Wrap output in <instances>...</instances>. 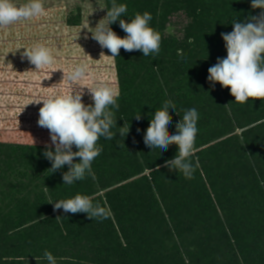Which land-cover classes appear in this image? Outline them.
<instances>
[{"label":"trees","instance_id":"trees-1","mask_svg":"<svg viewBox=\"0 0 264 264\" xmlns=\"http://www.w3.org/2000/svg\"><path fill=\"white\" fill-rule=\"evenodd\" d=\"M116 2L127 5L126 22L151 13L160 52L145 57L121 48L115 57L117 133L97 141L103 150L92 163L94 179L64 185L68 166L51 172L44 145L0 141V264H48L45 250L57 264H264V100L236 103L230 88L207 79L227 56L221 33L264 10L253 9L252 0ZM175 15L186 21L170 32ZM110 27L126 36L119 20ZM165 101L176 106L169 109L170 133L185 110L198 111L192 179L164 166L177 145L160 151L144 143ZM39 109L21 108L22 120L31 123ZM124 125L130 131L123 137ZM77 194L106 207L109 217L54 211L56 201Z\"/></svg>","mask_w":264,"mask_h":264},{"label":"clouds","instance_id":"clouds-1","mask_svg":"<svg viewBox=\"0 0 264 264\" xmlns=\"http://www.w3.org/2000/svg\"><path fill=\"white\" fill-rule=\"evenodd\" d=\"M251 7L264 10V0H252ZM105 8L106 16L94 28L88 26V31L101 48L110 51L111 56L108 57H118L121 48L127 52L141 51L145 57L159 54L162 38L160 32L150 26L151 13H136L130 22H126L121 17L127 13V5L111 0L110 7H100ZM44 13L43 0H26L25 3L19 4L14 0H0V28L30 20ZM117 20L120 28L126 33L124 38L119 37L110 27ZM232 23L233 31L221 33L227 56L218 58L217 63L208 69L207 79L213 84L218 82L222 87L230 88V94L236 103H247L250 98L264 100V11L258 16H251L244 23L235 20ZM24 49L22 55L35 65L36 70L47 69L54 63L55 57L45 45L36 44ZM101 56L106 55L101 52ZM59 70L64 73L62 80H67L71 85L87 80L90 75L89 66L83 62L67 71ZM84 88H76L66 93L54 90L46 98L34 101L43 104L39 109L37 123L50 133L51 145H46L43 153L45 158L52 162L49 170L55 172L65 165L68 166V171L62 176L64 185L81 181L86 175L94 179L92 163L103 150L102 146H97V141L101 137L112 140L117 133L112 129L117 127L113 109L119 110V89L104 81L93 82L92 86L86 87L93 104L86 106L83 102ZM169 109H176V106L171 101H165L162 107L155 111L146 129L144 143L151 149L158 148L160 151H166L172 144L177 145L176 156L165 161L164 166L170 171L182 173L186 179H192L195 168L191 156L198 132L199 114L195 108L185 110L182 120L176 124L175 133H170L168 126L172 117ZM136 119H141L140 115H137ZM129 131V126L124 125L118 132L124 137ZM73 146L77 151H73ZM75 158H79V162L74 163ZM45 189L48 190L47 187ZM59 209H63L65 213H86L91 220L102 221L110 215V211L99 202L94 203L91 197L80 194L56 201L54 211ZM43 259L48 264H57L56 258L47 250Z\"/></svg>","mask_w":264,"mask_h":264},{"label":"rangeland","instance_id":"rangeland-1","mask_svg":"<svg viewBox=\"0 0 264 264\" xmlns=\"http://www.w3.org/2000/svg\"><path fill=\"white\" fill-rule=\"evenodd\" d=\"M14 2L19 4L26 0ZM43 5V15L0 28V141L3 142L6 138L15 143L51 145L49 130L37 123L39 117L35 116L31 123H26L22 120L26 112L20 109L41 108L42 102L37 104L34 101L46 98L54 90L66 93L85 87L83 102L86 104L92 101L86 87L92 86L95 81H104L119 89L115 58L108 57L111 56L110 51L101 48L88 31V26L94 28L106 16L107 8L100 9L106 6V1L43 0ZM70 20L79 25H69ZM184 21L185 17L175 15L170 32L179 31ZM36 44L50 48L55 57L54 63L47 68L50 72L44 78L46 84H36L31 79L38 78H30L32 75L29 76V73L23 74L28 79L23 81V75L18 73L20 69L36 70L35 65L22 55L24 48ZM101 52L106 56H101ZM81 62L89 66L87 80L76 85L62 80L64 73L59 69L67 71ZM16 79L23 82L16 83Z\"/></svg>","mask_w":264,"mask_h":264},{"label":"crops","instance_id":"crops-1","mask_svg":"<svg viewBox=\"0 0 264 264\" xmlns=\"http://www.w3.org/2000/svg\"><path fill=\"white\" fill-rule=\"evenodd\" d=\"M14 50V49H13ZM18 50V49H17ZM15 51H16V49H15ZM28 69V70H27ZM50 71H47V69H44V70H30L29 68H26V69H20L19 71H18V73L19 74H26V73H29V76H31L32 75V77H30V78H33V77H37L38 79H36V78H33V79H31L32 81H34L36 84L37 83H41V84H44L45 82H46V80L44 79L45 78V76L46 75H48V73H49ZM28 76V77H29ZM24 79H23V81L24 80H28V79H26L25 78V75H23L22 76ZM36 80V81H35ZM22 80H20V79H16V83H20ZM22 81V82H23ZM46 84V83H45Z\"/></svg>","mask_w":264,"mask_h":264}]
</instances>
